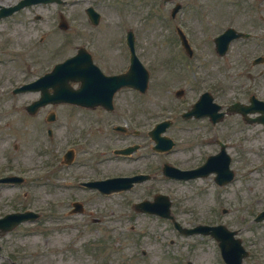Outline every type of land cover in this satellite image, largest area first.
<instances>
[{
	"label": "rangeland",
	"instance_id": "1",
	"mask_svg": "<svg viewBox=\"0 0 264 264\" xmlns=\"http://www.w3.org/2000/svg\"><path fill=\"white\" fill-rule=\"evenodd\" d=\"M16 1L0 0V5H12ZM157 1L69 0L61 8V13L70 26L65 30H59L55 25L56 17L51 13L54 12L53 5L32 6L0 20V59L3 61L0 62V174L15 171L25 178L23 187H0V216L18 209H30L41 215L38 221L22 224L0 239V264H9V259L17 264H185L188 247L194 241L184 244L185 239L174 234L166 221L146 214L135 215L132 210L126 209V204L137 201L141 195L151 193L153 189L170 191L176 194V197L171 196L172 200L177 196L189 200L185 207L173 203L181 222L190 218L199 219L206 216L209 204L212 205L213 189L208 184L202 180L191 184L164 180L159 172L161 170L155 166L161 161L159 156L146 150L141 151L137 157L112 156L111 149L132 139L113 133L109 125L106 131H93L85 138L92 148L97 147V155L92 154L97 156L96 175L121 176L133 170L145 169L151 172L156 168V179L110 197L80 192L72 184L75 180L71 178L91 173L89 165L80 170L76 167L63 171L60 167L56 168L57 157H60L64 149L60 139L55 135L52 142H47L41 128L43 119L40 114L30 116L24 110V106L38 98V93L11 94L13 87L23 83L22 80L29 82L50 71L54 64L73 55L78 46L94 50L95 61L108 73L116 70L122 60V56L118 54L125 51L123 45H120V37L123 39L124 30L131 29L138 38V56L150 73L148 89L143 97L146 105L138 107L135 99L122 91L118 94L117 110L128 105L130 100L134 119L124 118L119 111L109 115L110 119L117 124H124L125 121L140 123L146 129L156 120L167 118L169 115L160 108L173 97V87H177L179 78L170 61L172 41L167 13L170 5H158ZM179 1L186 4L182 11L183 17L188 19L190 11V16L194 18V21L189 22L195 33L194 37L201 41V33L194 28L203 22L200 17L203 16L202 11L216 10L217 1L205 0L204 5L195 0ZM221 1L225 3L221 18L235 19L238 15L226 6H231L229 0ZM90 5L101 15L96 26L88 23L84 13L85 7ZM189 5L193 7L192 10ZM36 14L41 16L40 20L32 18ZM216 29L211 33H216ZM209 44L208 41V45L201 46L198 52L197 59L202 71L203 65L210 64L212 69H216L218 65L217 58L208 50ZM23 65L29 67V72L20 73L19 69ZM215 75L209 76L210 79H214ZM165 84L173 87H168L169 90L164 92ZM213 94L215 97L218 95L217 89L213 90ZM45 110H54L57 118L53 126L57 127L58 135L64 141L75 136L86 122L108 117L104 113L101 116L100 113H84L69 106L46 107ZM205 126L206 123L203 125L201 121L190 123L189 129L182 131L178 125L171 126L167 134L173 130L183 142L173 149L169 158L176 160L181 166L194 165L204 158L211 151L208 144L194 147L185 142L195 132H209ZM255 143L258 150L259 143ZM99 151H105L106 154L101 155ZM77 155L87 161L94 158L81 151ZM257 164L262 167L259 171H264L261 160ZM197 184L205 185V191L195 193ZM243 186L244 179L239 176L225 190L226 196L230 195L233 188ZM73 199L84 202L87 209H96L94 216L100 218L101 223L92 224V219L86 216L67 215L68 206ZM130 225L135 229L129 231ZM258 229L264 236V225ZM176 238L175 245L168 244L169 240ZM261 246L264 251V239L261 240ZM141 250L146 252L145 256L140 254ZM194 254L197 256L193 259L195 262L217 264L210 244L198 246Z\"/></svg>",
	"mask_w": 264,
	"mask_h": 264
},
{
	"label": "flooded vegetation",
	"instance_id": "2",
	"mask_svg": "<svg viewBox=\"0 0 264 264\" xmlns=\"http://www.w3.org/2000/svg\"><path fill=\"white\" fill-rule=\"evenodd\" d=\"M236 1L238 0L234 3ZM243 1L247 2V0ZM251 1L249 10L238 12L235 19H222L224 12H220L216 22L222 28L218 34H223L227 28H232L241 35L231 40L226 50L222 52L215 53L212 43V49L217 58L216 65H218L216 69H212L210 64H202L203 71L199 77L202 83H212L218 94L216 96L218 123L212 125L206 118L214 128L215 136L208 137L206 142H215L217 152H223L224 158L228 156L229 166L233 170L235 165H240L242 162L248 164L250 168L257 158L264 157V0ZM255 4H259L258 10H255L253 6ZM231 7L235 9L236 5L229 8ZM206 22L208 23L207 20ZM229 23L232 24L225 26ZM193 56L187 61L192 71L194 70ZM211 75H215V78L210 79ZM196 79L197 76L193 73V80ZM79 110L93 112L83 108ZM135 133L132 131L126 134ZM140 136L141 134H137L133 138ZM77 141H82L80 136ZM255 142L259 143L258 150ZM134 145L139 146L136 142L129 146ZM241 174L245 186L233 188L232 192L229 191V196H226V192L218 193L217 198L223 200L222 203H218V207L216 203L212 205L210 203L206 216L186 223L190 229L197 226L208 227L205 235L191 236L203 241L191 246L190 255L193 258L197 257L194 249L198 246L210 244L214 250L218 251L216 235H212L211 229L224 226L226 230L233 232L232 236L240 240L247 250L248 254L243 259L245 264H264V251L261 246L264 236L258 229L264 225V221L255 222L258 212L264 211V171L254 168L242 171ZM258 184L262 185L258 186ZM223 188L218 187V189ZM225 216L228 217L225 218ZM238 253L240 255V252Z\"/></svg>",
	"mask_w": 264,
	"mask_h": 264
},
{
	"label": "water",
	"instance_id": "3",
	"mask_svg": "<svg viewBox=\"0 0 264 264\" xmlns=\"http://www.w3.org/2000/svg\"><path fill=\"white\" fill-rule=\"evenodd\" d=\"M87 57V60L90 61L89 57ZM81 56H78V59H80ZM55 71L52 74H49L48 76L46 75L45 77L50 78L51 81H57L56 83H59L61 86H66L69 88L68 84L63 85L64 81L67 79H76L77 77H85L86 79V87L81 88L80 90L76 92H71L67 88H59L55 91V93L58 95V97H64L68 98L67 101L74 102L78 100L79 97H86L85 100L86 102H95V100L99 99V97L103 96L104 94L108 93L109 89L114 87L116 84V81L114 80H99L98 78L95 80L91 78V75L94 74V71L90 64L83 63L82 66L78 64H67V65H58L54 69ZM96 70V69H95ZM97 71V70H96ZM72 75V76H71ZM139 78V73L137 72L136 68L133 67V70L130 74V76L125 79L124 82H131V81H137L140 82L141 79ZM61 82V83H60ZM54 93V94H55ZM13 180V178H7V179H1L0 181H9ZM30 216V214H17L11 216V227L14 226V224L18 223L20 220ZM4 223L8 225L9 219L5 220ZM227 250V249H226ZM228 251V250H227Z\"/></svg>",
	"mask_w": 264,
	"mask_h": 264
}]
</instances>
